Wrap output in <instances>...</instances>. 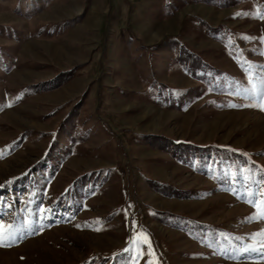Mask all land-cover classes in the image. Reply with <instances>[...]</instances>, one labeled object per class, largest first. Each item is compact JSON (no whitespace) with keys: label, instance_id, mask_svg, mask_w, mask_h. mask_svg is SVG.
Instances as JSON below:
<instances>
[{"label":"rangeland","instance_id":"1","mask_svg":"<svg viewBox=\"0 0 264 264\" xmlns=\"http://www.w3.org/2000/svg\"><path fill=\"white\" fill-rule=\"evenodd\" d=\"M261 15L0 0V264H264Z\"/></svg>","mask_w":264,"mask_h":264},{"label":"snow or ice","instance_id":"2","mask_svg":"<svg viewBox=\"0 0 264 264\" xmlns=\"http://www.w3.org/2000/svg\"><path fill=\"white\" fill-rule=\"evenodd\" d=\"M260 18L264 19V15H261ZM253 99L258 100V102H260L261 110H264V77H262L261 79V89L259 95L257 97H253ZM252 206L258 209L259 219H264V206L258 205L255 202L252 203ZM255 218L256 217H253V219ZM14 238H15L14 233L12 232L5 233L2 230V226H0V247L6 246L5 240H7L8 243L14 242ZM149 247H150V242H149Z\"/></svg>","mask_w":264,"mask_h":264},{"label":"trees","instance_id":"3","mask_svg":"<svg viewBox=\"0 0 264 264\" xmlns=\"http://www.w3.org/2000/svg\"><path fill=\"white\" fill-rule=\"evenodd\" d=\"M62 77L65 78L61 80ZM69 78H71V71L60 73L49 81L41 83V86L44 87L43 90L45 91L55 90L60 87V85H62L64 82H66ZM36 87L38 88V85Z\"/></svg>","mask_w":264,"mask_h":264}]
</instances>
